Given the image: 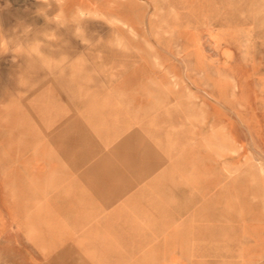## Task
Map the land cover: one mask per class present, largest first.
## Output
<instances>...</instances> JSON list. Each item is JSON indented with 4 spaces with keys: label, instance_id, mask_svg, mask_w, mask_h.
<instances>
[{
    "label": "rangeland",
    "instance_id": "374dc122",
    "mask_svg": "<svg viewBox=\"0 0 264 264\" xmlns=\"http://www.w3.org/2000/svg\"><path fill=\"white\" fill-rule=\"evenodd\" d=\"M79 7L107 20L83 22L95 56L72 24L47 23L29 40L56 29L59 39L44 45H80L81 95L110 97L80 98L75 186L52 193L56 179L27 180L22 170L0 178L1 188L32 186L5 195L30 202L42 222L32 233L48 242L30 249L59 244L61 264H264V0ZM57 10L53 0L48 15ZM113 32L119 50L107 47ZM91 101L94 110L83 111ZM94 159L100 171H85Z\"/></svg>",
    "mask_w": 264,
    "mask_h": 264
},
{
    "label": "crops",
    "instance_id": "0c3cea01",
    "mask_svg": "<svg viewBox=\"0 0 264 264\" xmlns=\"http://www.w3.org/2000/svg\"><path fill=\"white\" fill-rule=\"evenodd\" d=\"M35 1L37 2L0 0V30L6 36L13 37L17 35L13 32L14 28L22 30L24 26L31 25L35 29L33 33L43 28L42 25H47L43 17L36 15L37 7L33 8ZM68 4L79 7L80 0H66L65 7ZM22 42L29 43L27 40ZM95 46L86 47L85 54L88 58L89 55L95 56ZM102 47L103 45L101 50ZM42 51L57 58L62 54H67L70 59L79 58L68 65L66 74L50 76L36 61L32 62L29 70L25 56L17 57L15 63L12 53L0 56V163H8L7 174L0 173V178L12 177V173L22 170L23 177L27 180L47 177L56 179L57 185L51 192L61 193L63 189L60 188L75 186L80 172V98H94L97 95L110 97L111 90H84L86 93L81 95L80 45H44ZM43 62L50 63L46 57ZM20 77L24 87L19 85ZM95 106V101H91L83 111L90 112ZM101 162L102 159H94L86 166L85 171L89 169L88 172L97 173L100 171L98 163ZM62 178L67 181H61ZM44 187L39 188L42 190ZM24 188L25 190L20 191L0 186V257H5L14 264H33L32 259L37 258L43 260L34 264H61L59 258L64 256L65 251L59 250V244L53 250H34L30 249L31 244H27L40 242L38 246L41 247V243L48 240L32 233V227L42 225V222L33 218V213L29 211L30 202L5 197L12 193L33 194L31 185L24 184ZM41 190L40 193L47 192ZM39 204L34 209L41 210L44 203ZM18 209L29 212L17 214ZM17 258L19 260H15Z\"/></svg>",
    "mask_w": 264,
    "mask_h": 264
},
{
    "label": "clouds",
    "instance_id": "9594fccd",
    "mask_svg": "<svg viewBox=\"0 0 264 264\" xmlns=\"http://www.w3.org/2000/svg\"><path fill=\"white\" fill-rule=\"evenodd\" d=\"M37 2L43 5V7L36 10V15L43 17L46 23L56 25L57 28H65L69 24L74 25L73 37L86 46H90L92 42L87 37L83 22L91 19H99L104 20L107 23V20L103 18L102 14L82 7H77L72 15L69 16L65 11L66 0H54L58 10L51 16L48 15V12L52 8L53 0H37ZM109 26L111 25L109 24ZM32 31V26L26 25L22 30L14 28L13 32L17 33V35L8 37L2 30H0V56L12 53L14 63L16 62L17 57L25 56L28 60L29 70H31L32 62L36 61L39 62V66L42 70L47 72L50 76L66 74L68 71V65L78 59L79 56L75 59H70L67 54H62L58 58L46 55L45 52L42 51L44 48V41H57L59 37L57 36L56 29L42 33L41 35L43 39L29 40L28 37ZM24 40H29L30 42L25 44L22 42ZM99 42L103 41L101 40L98 41V43ZM107 44L109 47L118 50L122 48L121 38H119L114 32L112 37L107 41ZM45 57L50 63L45 64L43 62ZM19 85L20 87H24L21 84V77L19 78Z\"/></svg>",
    "mask_w": 264,
    "mask_h": 264
}]
</instances>
